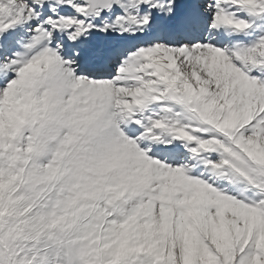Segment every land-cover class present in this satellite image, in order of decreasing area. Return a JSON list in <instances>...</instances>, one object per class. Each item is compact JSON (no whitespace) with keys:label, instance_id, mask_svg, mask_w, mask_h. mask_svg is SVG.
<instances>
[{"label":"snow or ice","instance_id":"obj_1","mask_svg":"<svg viewBox=\"0 0 264 264\" xmlns=\"http://www.w3.org/2000/svg\"><path fill=\"white\" fill-rule=\"evenodd\" d=\"M0 264H264V0H0Z\"/></svg>","mask_w":264,"mask_h":264}]
</instances>
